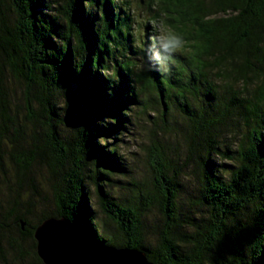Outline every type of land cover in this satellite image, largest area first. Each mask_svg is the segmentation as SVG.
I'll return each mask as SVG.
<instances>
[{"label": "trees", "instance_id": "1", "mask_svg": "<svg viewBox=\"0 0 264 264\" xmlns=\"http://www.w3.org/2000/svg\"><path fill=\"white\" fill-rule=\"evenodd\" d=\"M133 3L0 0V259L23 264L29 241L44 264L34 231L66 218L154 264H264V0H140L144 24ZM161 22L184 41L167 71L151 59ZM174 110L183 154L151 130V175L134 183L125 137Z\"/></svg>", "mask_w": 264, "mask_h": 264}, {"label": "rangeland", "instance_id": "2", "mask_svg": "<svg viewBox=\"0 0 264 264\" xmlns=\"http://www.w3.org/2000/svg\"><path fill=\"white\" fill-rule=\"evenodd\" d=\"M140 0H134V14L137 16V19L139 20V23L144 24L145 20L148 18L147 9L144 6H140ZM138 27V25H137ZM137 30H140V27L137 28ZM139 35V33L137 34ZM6 77H8V82H10V86L12 87L13 91L19 92L20 87L12 81V78L6 74ZM156 116L159 118V127H154V125L150 122L153 121ZM149 121L147 120L143 121V124L136 127L133 134H127V137H125V142L122 143V154L123 157L126 159L127 164L129 165L130 171L133 174L130 178H133V182L138 184L142 183L145 179H147L151 175L150 168L147 163V152L149 148H152V135L153 133L151 130L155 131V133L158 135V140L167 147V143L170 144V152L172 154L179 153L180 155L183 154V151L185 150V141L183 139V132L181 129L185 128L187 126V120L183 114L180 112H177L174 110L172 114L167 115L168 122L171 121V123H165L161 125L162 121H165L166 118H163L162 116L159 117L157 114H150ZM161 126V127H160ZM165 147V148H166ZM6 164H7V171L12 174L13 169L10 165L9 157L6 158ZM45 169L40 167L39 165H35L34 167V173L37 181H40V184L44 186L45 179H47V174L44 171ZM1 174V173H0ZM132 180V179H130ZM1 181V176H0ZM13 181V180H12ZM184 181L183 187H184V194H182V200L187 201V195L189 191H192L194 189L193 183H185ZM190 184V187H189ZM130 188L126 186L124 183L116 184L114 187L115 193L120 196L123 195L126 198L130 196V192H127L126 190H123L122 188ZM7 196V197H6ZM9 191L6 187L2 186V189H0V205L5 206L7 200H9ZM23 201L27 200V195H23L22 197ZM9 202V201H8ZM44 206L48 208V210L53 211V202L49 199V201L44 202ZM37 205V204H36ZM42 211V207L40 205H37V208L35 210L36 216H38ZM36 217H34L35 219ZM149 222L152 223L153 220H160V215L158 210H154L152 214L148 217ZM6 249L8 247L6 244H3ZM23 248L25 250V259L23 261V264H35L32 261L33 256L31 255V244L29 241L23 242ZM6 260L2 261L0 259V264H5V262L9 261L10 258H13L12 254L5 255Z\"/></svg>", "mask_w": 264, "mask_h": 264}, {"label": "water", "instance_id": "3", "mask_svg": "<svg viewBox=\"0 0 264 264\" xmlns=\"http://www.w3.org/2000/svg\"><path fill=\"white\" fill-rule=\"evenodd\" d=\"M34 238L44 264H154L141 251L106 247L66 218L44 220Z\"/></svg>", "mask_w": 264, "mask_h": 264}, {"label": "clouds", "instance_id": "4", "mask_svg": "<svg viewBox=\"0 0 264 264\" xmlns=\"http://www.w3.org/2000/svg\"><path fill=\"white\" fill-rule=\"evenodd\" d=\"M156 30L158 34L154 37L151 59L158 63L163 71H167L175 53L183 48V37L167 28L163 22L157 26ZM156 44L159 45L158 48Z\"/></svg>", "mask_w": 264, "mask_h": 264}]
</instances>
